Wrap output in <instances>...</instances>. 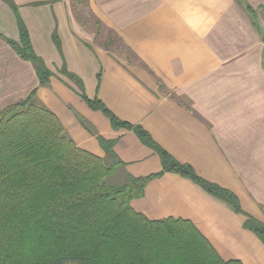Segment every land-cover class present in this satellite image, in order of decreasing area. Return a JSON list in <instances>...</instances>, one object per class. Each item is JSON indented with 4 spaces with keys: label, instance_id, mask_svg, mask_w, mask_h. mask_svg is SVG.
I'll use <instances>...</instances> for the list:
<instances>
[{
    "label": "crops",
    "instance_id": "0c3cea01",
    "mask_svg": "<svg viewBox=\"0 0 264 264\" xmlns=\"http://www.w3.org/2000/svg\"><path fill=\"white\" fill-rule=\"evenodd\" d=\"M9 1L53 75L39 87L32 65L5 41L18 42L19 32L14 11L0 0V110L37 90L78 150L104 157L76 115L117 140L114 152L129 175L159 173V157L90 110L64 68L88 98L141 126L264 223V0H246L258 29L234 0H86L90 23L75 15L72 0ZM130 206L149 222L190 223L223 262L264 264V245L243 228L245 218L180 175L152 179Z\"/></svg>",
    "mask_w": 264,
    "mask_h": 264
},
{
    "label": "trees",
    "instance_id": "16d2710c",
    "mask_svg": "<svg viewBox=\"0 0 264 264\" xmlns=\"http://www.w3.org/2000/svg\"><path fill=\"white\" fill-rule=\"evenodd\" d=\"M19 41L5 40L16 55L29 62L39 87L52 73L34 54L27 30L17 14ZM257 29L254 9L234 0ZM57 44L56 38H54ZM60 73L78 89L92 111L106 117L113 130L131 131L160 159L162 170L135 178L114 152L115 140L98 135L76 115L104 152L96 158L78 150L58 119L33 90L0 110V264H241L223 262L188 222H149L130 203L142 198L146 185L164 173L180 175L243 216V228L264 245V223L245 214L236 196L207 182L177 162L139 125L118 119L100 100L86 96L82 82L64 68ZM99 86L100 75L97 76Z\"/></svg>",
    "mask_w": 264,
    "mask_h": 264
},
{
    "label": "rangeland",
    "instance_id": "374dc122",
    "mask_svg": "<svg viewBox=\"0 0 264 264\" xmlns=\"http://www.w3.org/2000/svg\"><path fill=\"white\" fill-rule=\"evenodd\" d=\"M71 3L74 8L75 15L84 23H90L92 17L88 12L86 0H72Z\"/></svg>",
    "mask_w": 264,
    "mask_h": 264
}]
</instances>
